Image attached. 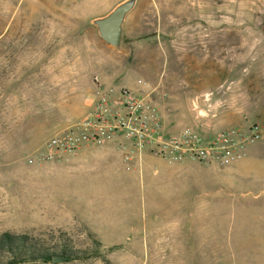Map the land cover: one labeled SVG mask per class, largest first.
Listing matches in <instances>:
<instances>
[{
  "label": "rangeland",
  "instance_id": "rangeland-1",
  "mask_svg": "<svg viewBox=\"0 0 264 264\" xmlns=\"http://www.w3.org/2000/svg\"><path fill=\"white\" fill-rule=\"evenodd\" d=\"M123 1L0 0V235L88 256L24 264H264V0H137L116 48L93 20ZM140 81L157 87L166 133L260 137L183 195L130 165L133 181L112 179L84 154H51L99 91Z\"/></svg>",
  "mask_w": 264,
  "mask_h": 264
},
{
  "label": "built area",
  "instance_id": "built-area-1",
  "mask_svg": "<svg viewBox=\"0 0 264 264\" xmlns=\"http://www.w3.org/2000/svg\"><path fill=\"white\" fill-rule=\"evenodd\" d=\"M157 87L140 81L139 89L127 87L99 91L91 110L75 128L49 142L51 154L63 150L77 154L84 146L102 145L115 136L127 142L129 158L146 151L170 162L194 160L228 166L244 159L248 145L260 137L258 126L248 130L228 128L212 136L185 126L166 133L153 94Z\"/></svg>",
  "mask_w": 264,
  "mask_h": 264
},
{
  "label": "crops",
  "instance_id": "crops-1",
  "mask_svg": "<svg viewBox=\"0 0 264 264\" xmlns=\"http://www.w3.org/2000/svg\"><path fill=\"white\" fill-rule=\"evenodd\" d=\"M125 142L127 140L124 137L117 135L102 145L84 146L75 156L79 157L84 154L86 157L83 161L86 163L106 164L108 166L106 176L112 179L123 178L133 181L135 178L133 175L123 172L124 166L130 165L131 170H139L143 177L151 178L154 185L158 186L165 183L174 187L175 193L182 195L189 193L191 187L204 186L214 179H219V176L221 178L225 175L228 176V169L219 166L217 163L207 165L194 160L170 162L165 158L153 155L149 151H146L141 157L129 158L122 148ZM51 211L55 213L52 217L60 225H72L75 221V215L71 212Z\"/></svg>",
  "mask_w": 264,
  "mask_h": 264
},
{
  "label": "trees",
  "instance_id": "trees-1",
  "mask_svg": "<svg viewBox=\"0 0 264 264\" xmlns=\"http://www.w3.org/2000/svg\"><path fill=\"white\" fill-rule=\"evenodd\" d=\"M86 229L89 231L87 226ZM88 233L94 238L92 231ZM53 255L65 256L66 261L88 257L86 251L72 248L66 242L59 247L37 243L28 233L5 231L0 235V264H24L37 260L48 262L52 261Z\"/></svg>",
  "mask_w": 264,
  "mask_h": 264
},
{
  "label": "water",
  "instance_id": "water-1",
  "mask_svg": "<svg viewBox=\"0 0 264 264\" xmlns=\"http://www.w3.org/2000/svg\"><path fill=\"white\" fill-rule=\"evenodd\" d=\"M137 0H124L107 15L95 18L93 23L98 28L100 37L109 45L119 47L123 39V25L127 14L135 7ZM62 255H53V262L65 261Z\"/></svg>",
  "mask_w": 264,
  "mask_h": 264
}]
</instances>
